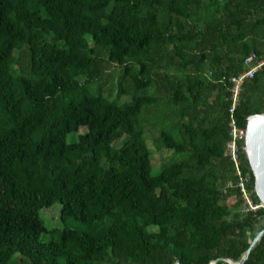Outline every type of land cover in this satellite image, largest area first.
<instances>
[{
  "label": "trees",
  "instance_id": "obj_1",
  "mask_svg": "<svg viewBox=\"0 0 264 264\" xmlns=\"http://www.w3.org/2000/svg\"><path fill=\"white\" fill-rule=\"evenodd\" d=\"M252 52L264 56V0H0V264L240 262L264 223L225 154L230 80ZM114 70L111 99L100 82ZM263 113L264 66L237 125ZM147 129L172 151L156 174ZM56 202L90 231L42 241ZM244 264H264V236Z\"/></svg>",
  "mask_w": 264,
  "mask_h": 264
},
{
  "label": "rangeland",
  "instance_id": "obj_2",
  "mask_svg": "<svg viewBox=\"0 0 264 264\" xmlns=\"http://www.w3.org/2000/svg\"><path fill=\"white\" fill-rule=\"evenodd\" d=\"M121 72L119 70H114L111 73H108L100 82V86L104 90L105 94L108 95L111 99H116L118 93V83ZM129 88V85L126 86ZM130 99L129 95H123L121 97V101H128ZM85 129H80V133H84ZM159 133L158 129L149 130L147 129L146 134V142L149 148L152 150V162L154 164V173L156 174L161 168V161L163 158L169 156L172 151L170 150H156L154 146V139L157 137ZM78 134L70 133L68 135V141L73 142L77 139ZM61 208L62 205L59 202L54 203L51 207L42 208L40 210V217L44 221L45 226L47 227V231L42 233L41 240L44 242H48L51 240L59 241L61 238V232L64 228H75L82 231H90V227H85L80 221L74 218H68L63 220L61 218ZM111 223V220H107L106 222H100L95 225L97 230L106 229ZM64 262L61 261L60 264Z\"/></svg>",
  "mask_w": 264,
  "mask_h": 264
},
{
  "label": "built area",
  "instance_id": "obj_3",
  "mask_svg": "<svg viewBox=\"0 0 264 264\" xmlns=\"http://www.w3.org/2000/svg\"><path fill=\"white\" fill-rule=\"evenodd\" d=\"M264 66V56L259 57L255 52H252L244 59V70L238 73L237 75L231 78V104L229 108L230 115V132L229 140L226 143L225 154L234 164V175L239 177L237 186L241 189L242 196L245 204L249 209H257L261 207L254 203L251 192H249L245 185V180L242 176V167H241V150L245 151V132L246 127H239L235 118V112L241 101V95L245 83L254 78L255 75L262 69ZM251 117V116H250ZM249 117V118H250ZM248 118V120H249ZM229 186H232V183H229Z\"/></svg>",
  "mask_w": 264,
  "mask_h": 264
},
{
  "label": "water",
  "instance_id": "obj_4",
  "mask_svg": "<svg viewBox=\"0 0 264 264\" xmlns=\"http://www.w3.org/2000/svg\"><path fill=\"white\" fill-rule=\"evenodd\" d=\"M248 121L245 132V152L256 178L255 190L260 198L261 207L264 208V113L252 115ZM263 236L264 223L251 240V244L240 262L235 263L230 259L226 260L231 264H244L253 247L262 240ZM213 264H216V261Z\"/></svg>",
  "mask_w": 264,
  "mask_h": 264
}]
</instances>
